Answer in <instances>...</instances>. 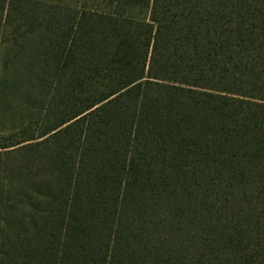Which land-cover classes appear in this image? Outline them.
I'll use <instances>...</instances> for the list:
<instances>
[{
  "label": "trees",
  "instance_id": "trees-1",
  "mask_svg": "<svg viewBox=\"0 0 264 264\" xmlns=\"http://www.w3.org/2000/svg\"><path fill=\"white\" fill-rule=\"evenodd\" d=\"M0 118V264H264V0H0Z\"/></svg>",
  "mask_w": 264,
  "mask_h": 264
},
{
  "label": "rangeland",
  "instance_id": "rangeland-1",
  "mask_svg": "<svg viewBox=\"0 0 264 264\" xmlns=\"http://www.w3.org/2000/svg\"><path fill=\"white\" fill-rule=\"evenodd\" d=\"M4 35H5V37H7L8 38V35H9V30H6L4 33H3ZM4 50V48L3 47H1V52ZM28 57L27 58H29L30 57V55H31V53H32V50L30 49V48H28ZM34 51V50H33ZM26 58V59H27ZM2 118V117H1ZM1 118H0V120H1ZM3 124V123H2ZM1 126V125H0Z\"/></svg>",
  "mask_w": 264,
  "mask_h": 264
}]
</instances>
